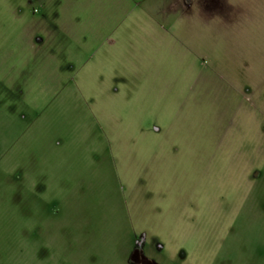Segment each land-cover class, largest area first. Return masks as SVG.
Returning a JSON list of instances; mask_svg holds the SVG:
<instances>
[{
    "label": "rangeland",
    "instance_id": "rangeland-1",
    "mask_svg": "<svg viewBox=\"0 0 264 264\" xmlns=\"http://www.w3.org/2000/svg\"><path fill=\"white\" fill-rule=\"evenodd\" d=\"M146 2L0 0V264H264V141L169 118L122 47Z\"/></svg>",
    "mask_w": 264,
    "mask_h": 264
},
{
    "label": "clouds",
    "instance_id": "clouds-1",
    "mask_svg": "<svg viewBox=\"0 0 264 264\" xmlns=\"http://www.w3.org/2000/svg\"><path fill=\"white\" fill-rule=\"evenodd\" d=\"M165 2L141 8L142 23L122 45L126 65L150 89L159 86L157 99L194 146L213 138L220 113L231 119L229 141H264V0H227L223 17L212 19L164 16ZM4 15L14 18L9 5Z\"/></svg>",
    "mask_w": 264,
    "mask_h": 264
}]
</instances>
